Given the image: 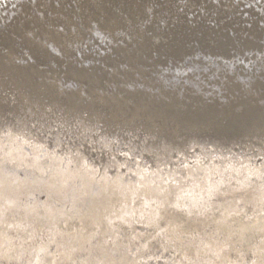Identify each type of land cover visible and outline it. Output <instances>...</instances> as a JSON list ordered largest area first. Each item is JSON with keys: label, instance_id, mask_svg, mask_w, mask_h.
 Instances as JSON below:
<instances>
[{"label": "rangeland", "instance_id": "374dc122", "mask_svg": "<svg viewBox=\"0 0 264 264\" xmlns=\"http://www.w3.org/2000/svg\"><path fill=\"white\" fill-rule=\"evenodd\" d=\"M263 14L264 0H0V171L132 190L91 225L45 214L85 209L72 192L22 195L0 216V264H52L60 246L75 250L63 264H228L220 248L257 264L240 251L264 237L233 217L264 222V35L241 34ZM201 168L214 184L196 199ZM146 176L166 199L144 203Z\"/></svg>", "mask_w": 264, "mask_h": 264}, {"label": "bare ground", "instance_id": "6f19581e", "mask_svg": "<svg viewBox=\"0 0 264 264\" xmlns=\"http://www.w3.org/2000/svg\"><path fill=\"white\" fill-rule=\"evenodd\" d=\"M254 14H259V12H255ZM262 16L264 17V14ZM232 31L236 33L235 30ZM245 32L247 33V36H245L247 39L251 36L258 38L259 36L264 35V27L256 30L255 32L250 31L249 29H243L241 34H245ZM252 67L253 66L251 65L250 70ZM205 171L206 170L204 168H201L199 171L201 172L200 174H196L197 172L193 173L194 171L191 170L188 172L190 174L188 177H191L190 190L193 192L194 196L197 197H195L196 199H200L201 197L209 194L214 184L211 177L212 173ZM138 183L140 186L137 192L143 195L144 203L148 202L149 199L160 200L168 197L169 192L162 187V183H160V181L158 182L156 180L155 182V179L151 180L150 177L146 176L139 180ZM39 189H45L51 197L64 195L65 191L68 193L72 192L71 194H74V196L72 195L73 199H71L72 207L82 205L85 209L77 210L76 208L74 210V208H71L70 210H67V213H64L62 210L52 208L51 205L47 204L44 212L52 219L58 218L61 220H72L74 217L79 218L80 216V218H82V222L86 225L96 224L99 221L102 222L107 218H113L114 216L121 214L125 210L128 200H131L129 197L132 192V190L129 189L128 184H126L121 177L106 179L102 182L100 181L99 183L97 180L88 178L84 174L72 176L67 174L65 171L57 170L49 176L47 180H29L21 179L16 177V175L0 171V216H3L6 210L18 205L19 200L23 199L22 195H26ZM227 207L230 206L227 205ZM37 210L38 207L35 205L28 208V212L30 213L37 212ZM83 211H85V213L81 217ZM226 215H229V213L227 212ZM228 217L224 216L223 218ZM220 218H222V216ZM233 220H239L240 226L243 230H246L247 228L251 230L253 229L252 226L256 227L257 231L264 237V222L259 221L260 219H254L253 222H243V219L233 217ZM253 237H249L252 242L247 244V247L242 249L240 253L246 254V252L249 253L252 250L256 253V256L260 258V261L257 264H264V241L259 243V241ZM82 239V237L79 238L80 242H82ZM72 246L73 245H71V247ZM74 251L75 250H71L70 248L68 249L60 246L58 257L52 262V264H63L64 260L72 259L75 254ZM221 252V255L224 256L223 258L226 259L228 264H231V262L234 263L231 255L224 248H220V253Z\"/></svg>", "mask_w": 264, "mask_h": 264}]
</instances>
